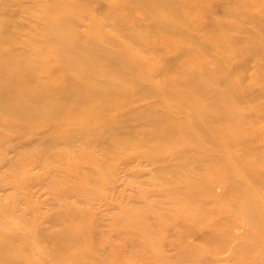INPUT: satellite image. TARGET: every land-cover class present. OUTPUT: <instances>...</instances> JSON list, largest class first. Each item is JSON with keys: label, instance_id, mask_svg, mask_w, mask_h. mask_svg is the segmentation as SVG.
<instances>
[{"label": "rangeland", "instance_id": "obj_1", "mask_svg": "<svg viewBox=\"0 0 264 264\" xmlns=\"http://www.w3.org/2000/svg\"><path fill=\"white\" fill-rule=\"evenodd\" d=\"M131 1L0 0V23L18 35L4 45L26 50L27 59L33 47L42 51L44 58L35 63L45 70L40 73L50 88L67 83L54 53L72 57L77 52L73 56L84 62L83 54L93 49L83 44L72 52L67 39L76 30L82 38L92 29L108 33L116 40H104V48L116 50L119 43L133 56L138 53V59L121 65L129 67L126 76H116L112 66L107 75L89 81L98 85L111 78L114 87L128 92L112 97L116 103L105 100V109L83 105L74 110L79 117L67 114L57 121L40 115V104L22 116L0 109L1 231L13 235L18 227L31 240L28 246L16 241L3 258L10 264H264V178L252 175L256 168L264 171V54L259 55L264 0L232 6L226 0H177L183 3L180 13L154 11L187 32L153 28L149 10L136 11ZM47 10L67 18L65 25L56 29L51 23L49 31ZM118 15L132 32L146 29L141 43L134 39L140 29L134 37L120 33ZM194 36L200 43L210 41L208 49L195 46ZM92 63L85 61L83 67ZM50 67L57 71H49V78ZM232 71L246 91L225 104L232 116L214 115L220 104L204 103L203 93L195 97L196 106L183 103L198 81L199 88L218 89V96L230 94L214 77ZM194 77L198 81L191 85ZM35 85L24 83L21 90L27 94ZM61 92L49 97L53 107L61 105ZM198 108L210 111L209 132L181 135ZM81 122L90 124L84 134ZM113 133L120 138H112V151L103 143ZM65 136L70 145L56 146L55 139ZM42 227L52 234L67 230L74 239L59 238L64 247L58 250L36 236Z\"/></svg>", "mask_w": 264, "mask_h": 264}, {"label": "bare ground", "instance_id": "obj_2", "mask_svg": "<svg viewBox=\"0 0 264 264\" xmlns=\"http://www.w3.org/2000/svg\"><path fill=\"white\" fill-rule=\"evenodd\" d=\"M123 3H127L126 0H121ZM228 6L235 5L239 2V0H226ZM132 4V8L136 11H145L149 10L150 15L146 14L150 18V23L153 28L157 27H167V28H174L177 30H184V26H181L180 24L171 23L169 20H167V17H162L156 15V9L157 8H164L167 11L173 12L174 14L180 13L181 9L183 7V3H178L177 0H132L130 2ZM208 8L205 7V11H207ZM222 10V8H220ZM53 10H47V19H45V24L47 29L49 31L52 26L56 28V26L63 27L67 21V18H63L58 14L54 13ZM117 23L116 26L118 29L121 30L120 33H122L124 36L126 35H132L135 36V42L141 43L145 39L146 29L141 28H135L134 32L129 30V28L126 26L127 19L122 16L118 15L117 17ZM134 20V19H133ZM137 21H139L137 19ZM258 26H261L260 23L257 21ZM75 24V23H74ZM134 25H140L139 22H136L134 20ZM100 26V24H99ZM220 26H217L216 28H219ZM60 28V30H61ZM57 29V28H56ZM59 30V31H60ZM187 32V31H186ZM225 33V31H223ZM49 34V33H48ZM48 34H46L48 36ZM80 32L77 30L74 31L73 36H68L69 39H67L69 45H71V50L74 52V49L79 45H93V49L89 50L90 52H85L83 54V57L86 59L85 61H92L93 63L89 67H83L84 62H79L81 59L75 57L77 52H74L73 56L63 55L62 52H56L54 53V59L59 63L62 64L63 67H61L64 71V76L67 77V83L64 85H56L52 88L49 87L50 82L43 83V73H40V70H44L42 67L39 66V64H36L35 62L38 61V59H42L43 53L42 51H39L36 48H32L29 50L30 54L33 56L31 59L26 58V50H18L17 48L5 46L4 43L12 38V41L15 42L14 37H18L17 34H14L7 30L4 27V22L1 20L0 23V109H3V111L7 112L8 115L17 114L18 116H22L25 110L35 111L36 107L34 104H40V106L44 107L40 110L39 114L42 116H55L54 120H59L58 118H62L65 115H70L73 118L79 117V114L77 112H74L75 109L82 107L83 105H95L98 104L100 107L105 109L101 103L107 102H113L116 103V101L112 97H118L122 98L123 96H127L128 92L125 89L114 87V84H117L113 81L111 78H104L102 79L98 85L91 84L89 81L93 78H95L98 74L100 75H107L108 70L112 66H116L118 69V74L116 76L124 77L128 74L129 67H121V65L125 64L127 59H138L136 54L133 56L132 52L126 51V46L121 45L119 43L116 44V50L109 51L108 49L104 48L102 46L103 41L107 40L113 42L116 40L113 38L110 34L102 32L99 34L97 30H91L85 37L80 36ZM100 35V37L97 36ZM194 44L197 47H202L204 50L208 49V44L210 41L204 40L200 43V40L197 36H194ZM257 39V37H254ZM80 40H83L80 42ZM74 41V42H71ZM217 46V45H215ZM242 52H245L246 50H241ZM132 54V55H131ZM184 54V52L182 53ZM264 54V50L261 51L259 55ZM131 55V56H130ZM240 55L243 54L240 52ZM130 56V57H129ZM258 56V55H257ZM34 57H36L34 59ZM132 59V60H134ZM81 65H80V64ZM222 64V62H221ZM220 64V65H221ZM243 66V65H242ZM45 71V70H44ZM54 73L57 71L56 67H50L46 72ZM240 71V70H236ZM236 71L228 72L225 74H218V76L221 77H214L215 81L225 84L230 94H225L223 96H218V89L211 85H205L204 87L199 88V81L198 79H194L191 82V85H194L196 81L198 83L196 84L197 90H194L193 93H190L192 98L185 97L183 100V103L185 105H194L196 106L195 97L199 94L203 93L205 94L206 99L204 103L210 104L212 102H217L220 104L219 109L216 111H212L214 115H218L223 117L224 115L232 116V112L229 111V107H226L225 104H227V101L231 97H243L244 95V89L240 88V84H238L234 80V74ZM75 74H78L76 79L73 80ZM71 76L70 79H68V76ZM217 75V74H216ZM12 77L17 78L15 80L12 79ZM47 77H53V74L51 75L48 73ZM53 80V79H52ZM137 81V80H136ZM36 83L37 85L29 87L27 94H24L22 89V86L24 83ZM122 86L123 84H118ZM10 86H13L11 89ZM183 86H190L188 84H185L183 82ZM182 86V87H183ZM61 87H64L65 89H60ZM48 88V89H44ZM193 88V87H192ZM57 91H62L60 93V100L61 105H58L57 107H53V103L49 102L51 95L56 94ZM183 93H186L185 89L183 88ZM48 95L47 99H43L42 94ZM40 94L41 98L35 99L33 96H36ZM59 96V95H58ZM57 99V96L55 97ZM106 100V101H105ZM34 102V103H33ZM203 104V103H202ZM225 106V107H224ZM45 108L47 110H45ZM64 109H69L71 111H67ZM16 111V112H15ZM210 111H199V108L197 109L196 113L192 116L190 119L189 125L185 123L183 127L180 130L181 135L186 137H199V129L203 132V134L209 132V125L213 122L211 120V116L209 115ZM42 113V114H41ZM74 121V119H73ZM53 123V122H52ZM82 125L85 127L86 122H81ZM231 123H235V120H231ZM56 126V125H55ZM90 124L85 127V129L82 131L84 134L88 131ZM73 129V128H72ZM194 130H198L196 133L192 132ZM103 132L106 133V131L109 130V127L103 128ZM220 131V129L218 130ZM51 135V134H50ZM64 138V139H62ZM62 138H57L55 140H58L55 145H59L62 141L66 143L67 145H70L68 141H66V136ZM112 138H120L119 135L116 133H113L111 137L105 140L103 143L104 147H109V150L113 149L111 147L116 148V146L112 145ZM54 145V144H53ZM111 151V152H112ZM177 159V162L180 166H183L185 162L181 160V162ZM218 160V159H217ZM247 163H239L238 167L241 168H247ZM253 166V165H251ZM256 167V166H253ZM258 170L257 173H253V177L256 179H263L264 178V171H260L259 168H256ZM6 211V208L5 210ZM85 219V218H84ZM86 222V219H85ZM2 226L0 225V264H10V260L7 258H3L4 256L2 253H4L5 250L9 249V251L12 248V246L15 244L16 241L23 242L25 245H29L31 240H29L27 237L22 236L20 231H18V227H13L14 231H17L13 235H8L7 233L2 232ZM81 226H86V223ZM47 228L42 227L39 228L37 231V237L40 239H45L44 241L49 243H52L53 247H57L56 249L60 250L62 247H64V244L62 241H59L58 239L61 237H67L68 239H74L71 235V232L67 230H60L57 231L55 234L46 232ZM73 231V230H70ZM80 236L83 237L86 234L79 232ZM47 238V239H46ZM70 244H73L70 242ZM11 248V249H10ZM64 254L58 255L63 256ZM69 258L71 261L75 259V257H66Z\"/></svg>", "mask_w": 264, "mask_h": 264}]
</instances>
